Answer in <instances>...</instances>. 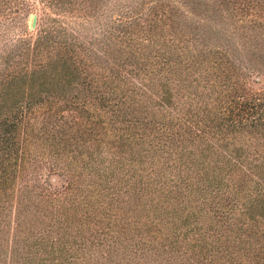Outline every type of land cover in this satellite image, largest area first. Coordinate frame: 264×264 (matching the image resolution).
Here are the masks:
<instances>
[{"label": "trees", "instance_id": "trees-1", "mask_svg": "<svg viewBox=\"0 0 264 264\" xmlns=\"http://www.w3.org/2000/svg\"><path fill=\"white\" fill-rule=\"evenodd\" d=\"M0 264H264V0H0Z\"/></svg>", "mask_w": 264, "mask_h": 264}, {"label": "rangeland", "instance_id": "rangeland-1", "mask_svg": "<svg viewBox=\"0 0 264 264\" xmlns=\"http://www.w3.org/2000/svg\"><path fill=\"white\" fill-rule=\"evenodd\" d=\"M31 11H32V13L29 14L28 17L25 20V22H26L27 27H28L29 30L35 28V26L33 28L30 27V20H31L32 14H35V25H36V22L38 21V18L40 17L39 6L37 5V3L35 1H34V5H33V10H31ZM153 90L155 91L156 90V87H154ZM95 102H96V105L103 107L104 112H109V107H107V105H106L105 102H103L101 100H96ZM157 103H160V101L154 95H152L151 98L148 100V104L151 107V110L153 109L155 112H160L161 109L159 107L155 106ZM98 112L101 113V114H104L106 116V114L103 113V110L102 109H99ZM113 130L115 132V129H113ZM109 137H110V134L109 135H106V138H109ZM105 150H106V148L101 149V151H105ZM111 173L114 174V175H116V169H114L113 172H111ZM79 175H80V177L78 178V183L80 184L81 188L78 191V196L79 197H83V201L81 202V203H83V210L82 211H85V208H86L85 193L87 192V190H89V188H90L89 185L90 184H94L93 182L94 181H97V180L95 178H93L92 175H90V173H89L88 170H84ZM51 181L58 184V183H61L62 182V179H60L57 176H51ZM234 212H236V211H234ZM234 232L235 231H233V233Z\"/></svg>", "mask_w": 264, "mask_h": 264}, {"label": "water", "instance_id": "water-1", "mask_svg": "<svg viewBox=\"0 0 264 264\" xmlns=\"http://www.w3.org/2000/svg\"><path fill=\"white\" fill-rule=\"evenodd\" d=\"M35 26V14H32L30 20V27L33 28Z\"/></svg>", "mask_w": 264, "mask_h": 264}]
</instances>
